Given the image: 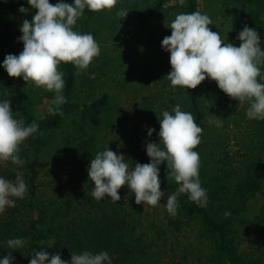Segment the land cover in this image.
Returning <instances> with one entry per match:
<instances>
[{"label":"rangeland","instance_id":"1","mask_svg":"<svg viewBox=\"0 0 264 264\" xmlns=\"http://www.w3.org/2000/svg\"><path fill=\"white\" fill-rule=\"evenodd\" d=\"M154 0H117L111 9L88 11L77 19L74 29L80 32H91L100 44V54L94 57L87 69L78 72L76 86L71 101L80 104L67 113L62 123L50 129L46 134L42 159L45 162L41 171L44 181L39 189L40 199L51 201L55 194L69 191L74 186L79 172L76 151L85 147L93 157L98 151L109 147L125 154L131 167V154L136 149L145 147L146 143L158 137L159 120L162 110L179 104L183 110L186 104L181 86H173L167 78L171 70L170 53L161 46L166 35H171V22L181 12H187L185 1L172 0L166 10L156 18L139 25L124 22L127 16L146 9ZM197 10L206 12L214 24L209 27L232 42L237 33L247 24L253 8L241 0H197ZM71 3L72 0H67ZM55 4L56 0H50ZM9 0H0V52L2 58L8 53L19 54L23 42L18 40L22 34L19 25L23 19L31 20L36 9L27 4V0H17V11L21 4L29 8L27 13L18 11V18L10 28L6 27L11 18L8 9ZM127 9L126 17L120 18L118 11ZM60 70V66L58 65ZM13 84L18 85L36 101L37 113L42 116L54 97V92L44 87H37L34 82H26L22 77L9 76ZM204 112L206 127L204 132V156L206 166L213 173L223 176L232 182L243 170V166L262 152L264 136L263 121L249 119L246 110L247 101L239 102L224 93L215 80L206 78L196 86ZM103 93L109 94V110H104L100 126H91L83 118V105ZM211 113L220 115L222 127L208 123ZM148 127L156 129L147 134ZM88 146V148H87ZM88 158V154H87ZM123 194L130 189L121 186ZM166 193L171 190H164ZM166 196L156 206L145 203L140 215L141 231L149 241L151 250L164 249L165 237H160L158 227H165L170 215L165 207ZM250 219V228L239 226L242 236L241 251L248 256H259L264 248L258 249L256 234L258 220L261 222L259 232L264 236V184L256 197L252 199L245 212ZM167 237L180 241L183 247L198 243V228L183 225L182 229L166 230ZM264 244V237H263ZM168 258V257H165ZM172 260V258L170 259ZM169 264H181L180 258Z\"/></svg>","mask_w":264,"mask_h":264},{"label":"clouds","instance_id":"2","mask_svg":"<svg viewBox=\"0 0 264 264\" xmlns=\"http://www.w3.org/2000/svg\"><path fill=\"white\" fill-rule=\"evenodd\" d=\"M117 0H27L36 9L31 20L23 19L19 25L22 33L18 40L23 42L19 54L8 53L0 66L9 76L22 77L26 82H34L37 87L53 91L54 97L47 106L51 114L62 112L61 105L67 102L63 95L66 81L59 70L61 62H71L77 72L87 69L94 57L99 56V42L91 32L74 29L77 19L88 11L111 9ZM21 13L29 8L21 4ZM127 9L118 11L120 18L126 17ZM211 17L200 10L178 13L171 25V35H166L162 48L170 53L171 70L167 78L173 86L186 89L196 88L206 78L215 80L217 86L231 98L239 102L247 101L246 116L249 119L264 120V49L258 31L247 24L237 33L239 46L226 37L213 31ZM11 100H0V162L11 161L23 165L19 155L20 145L39 130L33 120L25 125L15 118ZM157 133L158 141L146 143L147 163L135 162L129 166L125 154L109 147L98 151L87 165L88 177L94 185L91 195L101 200L110 197L113 202L120 201L118 189L126 185L135 194L137 204L156 206L166 196L165 207L170 215H176L179 207L178 197L187 193L188 198L199 207L209 202L208 192L199 177L200 157L196 146L202 140L203 128L195 122L192 113L175 104L171 110H162ZM210 125L222 127L220 115L211 113L207 117ZM156 131L148 127L151 137ZM166 162L170 175L178 184L175 191L166 193L161 188L160 165ZM28 185L23 174L17 171L15 180L0 175V214L8 207H15L17 199H23ZM229 213H225L228 215ZM10 249H20L25 245L22 237L9 238ZM15 257L10 254L0 256V264H13ZM29 264H113V258L106 250L93 253L83 250L71 252V258L62 259L60 253L50 254L41 249L33 252Z\"/></svg>","mask_w":264,"mask_h":264},{"label":"trees","instance_id":"3","mask_svg":"<svg viewBox=\"0 0 264 264\" xmlns=\"http://www.w3.org/2000/svg\"><path fill=\"white\" fill-rule=\"evenodd\" d=\"M171 1L154 0L146 9L127 16L124 22L130 25L149 22L166 10ZM183 1L187 12L197 10V0ZM241 1L253 8L247 25L258 31L260 45L264 49V0ZM8 9L11 18L6 27L10 28L18 18L17 0H9ZM232 43L239 46L240 41L235 39ZM2 61L0 52V62ZM59 66L66 81L63 95L67 102L61 105V113L51 114L46 111L42 116L37 113L35 99L13 84L5 69L0 66V100H11L15 118L22 120L25 125L33 120L39 124L38 132L20 145L19 155L25 161L22 166L11 161L0 162V175L15 180L19 171L28 185L25 197L17 199L15 207H8L0 214V256L10 252L15 257L13 264H29L33 252L44 248L50 254L58 252L62 259L68 260L71 252L79 253L87 249L93 253L106 250L113 258V264H169L167 259L172 258V262L174 257L180 258L181 264H264L263 253L248 256L241 251L242 236L239 235V226L250 228L252 225L245 212L264 184V136L262 152L242 167L241 175L235 181L213 173L206 166L203 154L206 146V113L196 88H183L186 96L183 110L192 113L195 122L203 128L202 140L194 150L200 157L199 177L202 186L207 189L209 202L206 207H199L188 198L187 193L179 195L177 214L175 217H168L166 226L158 227L157 230L160 237L166 235L163 240L166 249L160 247L151 250L149 241L140 228V215L145 205L135 202L134 193L129 191L128 195H124L122 189H118L121 199L117 202H113L110 197L97 200L91 195L94 182L89 180L87 165L94 157L84 146L75 149L79 172L71 190L62 192L58 188L59 192L51 201L40 199L39 189L44 184L41 171L45 165L42 151L46 134L50 129L58 127L67 113L81 106L71 101L78 78L76 66L71 62H61ZM260 67L264 70V64ZM109 108V94L103 93L83 105V118L91 126H100L104 110ZM262 121L264 129V120ZM158 140L159 136L152 141ZM148 161L145 147L136 149L131 154V167L135 162ZM159 167L161 188L175 191L178 184L169 174L166 162ZM183 225L198 228L199 240L195 250L191 249L194 245L183 247L180 241L167 237L168 228L182 229ZM260 225L258 220L255 237L257 248L263 249L264 236L259 232ZM15 237L25 240L22 248H8L7 240Z\"/></svg>","mask_w":264,"mask_h":264}]
</instances>
